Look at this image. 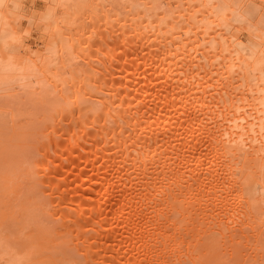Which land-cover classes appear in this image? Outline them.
Wrapping results in <instances>:
<instances>
[{"label": "bare ground", "instance_id": "6f19581e", "mask_svg": "<svg viewBox=\"0 0 264 264\" xmlns=\"http://www.w3.org/2000/svg\"><path fill=\"white\" fill-rule=\"evenodd\" d=\"M21 106L85 264L264 254V0H0V118Z\"/></svg>", "mask_w": 264, "mask_h": 264}, {"label": "rangeland", "instance_id": "374dc122", "mask_svg": "<svg viewBox=\"0 0 264 264\" xmlns=\"http://www.w3.org/2000/svg\"><path fill=\"white\" fill-rule=\"evenodd\" d=\"M21 107L23 108V106ZM24 107L28 106L24 105ZM29 107L31 109L30 105ZM20 111L19 116L15 114L16 117L13 115L14 117H7L4 120L0 118V252H7L1 258L2 262L0 259V264H6L5 258H10V251H12L10 248L17 253L30 250L31 257L34 258L32 261L35 264H85L86 260L81 251L74 245L73 232L70 231L72 227H63L57 216L51 214V208L54 205V202L51 201L52 196L48 194L47 190H44L45 185L41 182L40 174L34 170L36 169L35 164L38 162L34 156V148L41 141L36 132L38 123L36 113L34 110L32 112L28 110V113L21 112L20 114ZM26 111L24 110V112ZM68 141L69 137H60L56 143L54 142V149L49 148L48 153L51 156H58L61 149L67 147ZM51 156L40 162L42 167L52 168L55 166V163L58 162L55 161L57 156ZM69 167L71 166L65 169ZM52 179L55 180V177ZM86 186L87 184H84L81 188ZM259 216L260 220L264 219L262 218L264 214ZM260 239L258 244L260 246L261 243L262 247H260L264 253V239ZM236 240L242 241L240 238ZM236 243L239 242L234 243V250H240L242 243L240 242V245H236ZM30 247L31 249H29ZM244 248L240 252L244 251ZM8 249H10L9 254ZM211 249L213 250H210L209 256L211 254V257L208 258L209 260L207 259L208 264H264V254L262 257L260 256L261 258L254 260L251 257L238 256L237 251L230 257L227 253H223L217 244L212 245L211 243ZM27 261H24L23 264H32L31 259L28 263Z\"/></svg>", "mask_w": 264, "mask_h": 264}]
</instances>
